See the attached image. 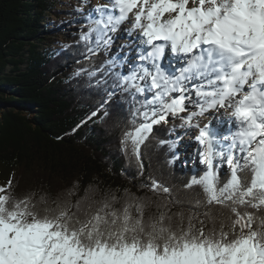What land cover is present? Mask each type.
Wrapping results in <instances>:
<instances>
[{"label": "snow or ice", "instance_id": "snow-or-ice-1", "mask_svg": "<svg viewBox=\"0 0 264 264\" xmlns=\"http://www.w3.org/2000/svg\"><path fill=\"white\" fill-rule=\"evenodd\" d=\"M85 19L80 41L91 55L131 21L119 49L128 53L80 71L110 66L111 87L130 97L120 144L138 174L148 167L142 146L169 117V136L196 131L192 160L204 168L182 186L187 208L152 176L136 187L156 199L91 184L80 196L78 182L17 198L9 180L0 186V264H264V0H108ZM125 63L127 74L113 72ZM221 110L228 120L207 115ZM183 135L158 145L174 152Z\"/></svg>", "mask_w": 264, "mask_h": 264}, {"label": "trees", "instance_id": "trees-1", "mask_svg": "<svg viewBox=\"0 0 264 264\" xmlns=\"http://www.w3.org/2000/svg\"><path fill=\"white\" fill-rule=\"evenodd\" d=\"M84 1L0 0V182L11 180L17 198L33 191L55 194L78 182L80 196L91 184L156 199L148 189L136 187L150 183L147 177L152 176L189 207L191 193L182 186L204 166L178 159L167 163L179 152L158 141L175 139V133L167 132L172 117L168 124L154 125L142 146L148 167L141 176L120 144L123 130L131 127L130 97L111 87L115 76L104 75L110 66L92 77L80 71H94L113 57L105 50L91 55L80 41V32L87 31L85 17L93 10H86ZM113 72L124 73L121 67ZM108 92L114 95L109 98ZM93 111L98 114L89 119ZM225 171L227 166L221 173ZM178 210L172 207V212Z\"/></svg>", "mask_w": 264, "mask_h": 264}, {"label": "rangeland", "instance_id": "rangeland-1", "mask_svg": "<svg viewBox=\"0 0 264 264\" xmlns=\"http://www.w3.org/2000/svg\"><path fill=\"white\" fill-rule=\"evenodd\" d=\"M108 3V0H86L84 1V8L86 10L89 9H94L97 5H102ZM61 11H65L68 9V6H59L58 8ZM63 19H66V16L62 15ZM131 26V21H126L125 23H123L122 25H120L119 27V31H121L123 34L119 35L118 32L112 33L111 35H113V37L115 38V43L111 46V48L107 49V52H111L113 55H118L120 54V57H123L125 55L126 50L123 51H119L120 46L121 45H125V43L129 42V38L126 37L127 36V30L130 28ZM119 35V36H118ZM135 35V34H134ZM134 38V36H133ZM60 40V39H59ZM129 64L125 63L124 66L122 67V70H124V72H129L130 69L128 68ZM127 74V73H126ZM193 99H194V95H193ZM1 114V111H0ZM208 116H216L218 118H223L224 120H228L229 117L226 113H224L223 110H221L220 113H209L207 114ZM1 117V115H0ZM171 120V117H169V121ZM209 121L207 118H201L200 123L201 126H203L204 124H207ZM213 123H215V120L213 121ZM184 130L182 131H176L174 134V138L176 136H181L183 135ZM177 134V135H176ZM196 134L195 130H192L190 135H183V138L179 141V145H178V151L180 152L179 155V162H187V164H195L196 162H193L192 160V151H193V147L194 145V141H193V136ZM6 184L3 182H0V186H5Z\"/></svg>", "mask_w": 264, "mask_h": 264}, {"label": "bare ground", "instance_id": "bare-ground-1", "mask_svg": "<svg viewBox=\"0 0 264 264\" xmlns=\"http://www.w3.org/2000/svg\"><path fill=\"white\" fill-rule=\"evenodd\" d=\"M118 34L119 35H121V34H123L121 31H119L118 32ZM127 37V36H126ZM129 42H127V43H125V45H127ZM126 50V52H129L130 51V49H129V47H124V49H123V52ZM128 68H129V66H128ZM130 69V68H129Z\"/></svg>", "mask_w": 264, "mask_h": 264}]
</instances>
